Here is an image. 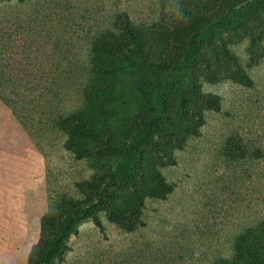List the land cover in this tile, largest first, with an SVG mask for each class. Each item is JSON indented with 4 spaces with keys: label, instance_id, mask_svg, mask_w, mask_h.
I'll return each mask as SVG.
<instances>
[{
    "label": "rangeland",
    "instance_id": "obj_1",
    "mask_svg": "<svg viewBox=\"0 0 264 264\" xmlns=\"http://www.w3.org/2000/svg\"><path fill=\"white\" fill-rule=\"evenodd\" d=\"M226 1L0 0V264H28L47 213L51 247L67 199L86 213L52 264H264V0ZM195 13L180 50L160 22ZM130 31L131 62H108L112 93L91 101L111 145L77 156L50 118L79 102L92 41Z\"/></svg>",
    "mask_w": 264,
    "mask_h": 264
},
{
    "label": "trees",
    "instance_id": "obj_2",
    "mask_svg": "<svg viewBox=\"0 0 264 264\" xmlns=\"http://www.w3.org/2000/svg\"><path fill=\"white\" fill-rule=\"evenodd\" d=\"M221 4L225 9H228L230 3H228L226 0H221ZM195 14L197 17L190 20L185 21L182 18L176 19L174 24H172L170 27H165L162 22H160L159 26L167 29L171 44L180 50L184 49L187 36L198 33L206 23V14L205 17L199 13ZM137 40V36L132 31L129 32L128 36L123 34L116 35L109 33L106 37L98 36L95 41L93 40L91 51L88 54L89 66L82 72L84 75L79 76L81 80H78V88L80 92L79 102L73 107L65 106L63 103L62 108L57 107L55 115L50 118L54 126H57L59 129L66 132L67 138L65 140L64 146L68 150L73 151L77 156H80L82 153L91 152L94 149H97L98 153H103L104 148L108 149L110 147L111 143L107 136H100L98 133L99 123H103V121H105V115L94 112L92 109L94 107L93 104H91V101L98 99V97H105L109 92L112 93V89L104 88L100 85L97 86L95 84V79L96 77L100 78L101 76L105 75V70H108L107 66H110L108 62H110L112 65H123L125 63H130L131 55L123 53L122 48L131 49L133 45H136ZM65 74L66 80L61 85V88L64 89L66 87H70V79L73 78V75L71 72H69V70L65 71ZM60 98L64 99L62 96ZM207 102L212 106H218L216 105V101H214V97L208 98ZM76 135L99 136L98 138L101 140L102 145H97L92 148L87 147L86 145H80L76 142L78 141L76 139ZM136 140L139 141V138L136 137L129 142V145H127L126 150L129 148V154L136 152ZM159 178L162 181L163 186H165L161 175ZM83 187L95 192V187L91 183H86L83 185ZM169 189H171V186H169ZM66 202L69 206L74 207L75 210L78 211L77 217L73 218V216H71L69 213H66L64 216L57 218V222L63 224L61 233L59 234V237L56 238L54 244H52L51 247L43 250L41 244L48 241L46 237L49 219L54 218L51 213L43 215L40 221L39 240L32 249L31 256L28 259V264H52L51 255L60 251V240L63 238L64 234H66L68 228L71 227L73 219L75 220L86 213V209H82V207L78 206L74 201L67 199ZM129 218L131 219L132 217L130 216ZM113 221L119 225L127 226L128 230H132L134 228V225H128L129 219H126L125 217L113 219ZM133 222L130 221L131 224H133ZM96 224L101 226L99 221H96ZM258 260L259 259L256 258V264H258Z\"/></svg>",
    "mask_w": 264,
    "mask_h": 264
},
{
    "label": "crops",
    "instance_id": "obj_3",
    "mask_svg": "<svg viewBox=\"0 0 264 264\" xmlns=\"http://www.w3.org/2000/svg\"><path fill=\"white\" fill-rule=\"evenodd\" d=\"M11 197H7V200H6V204H7V206H8V210H9V207L11 206V212H14V209H13V206H14V201H13V198H11Z\"/></svg>",
    "mask_w": 264,
    "mask_h": 264
}]
</instances>
